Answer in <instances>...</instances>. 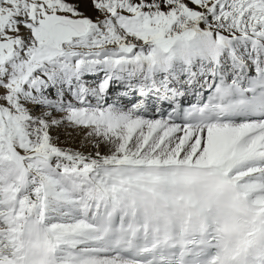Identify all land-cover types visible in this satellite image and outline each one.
<instances>
[{"label":"snow or ice","instance_id":"snow-or-ice-1","mask_svg":"<svg viewBox=\"0 0 264 264\" xmlns=\"http://www.w3.org/2000/svg\"><path fill=\"white\" fill-rule=\"evenodd\" d=\"M0 264H264V0H0Z\"/></svg>","mask_w":264,"mask_h":264}]
</instances>
